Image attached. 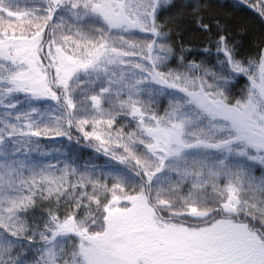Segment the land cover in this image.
<instances>
[{
    "label": "snow or ice",
    "instance_id": "obj_1",
    "mask_svg": "<svg viewBox=\"0 0 264 264\" xmlns=\"http://www.w3.org/2000/svg\"><path fill=\"white\" fill-rule=\"evenodd\" d=\"M215 6L0 0V264H264V39Z\"/></svg>",
    "mask_w": 264,
    "mask_h": 264
},
{
    "label": "trees",
    "instance_id": "obj_2",
    "mask_svg": "<svg viewBox=\"0 0 264 264\" xmlns=\"http://www.w3.org/2000/svg\"><path fill=\"white\" fill-rule=\"evenodd\" d=\"M234 2L235 1L231 0H213V3L216 6L212 9V11L215 14L229 16L246 27L248 30V35L245 37L246 47H251L254 42H258L259 40L264 39V20H262L255 11L247 7H243L239 10L234 9L233 7H231ZM220 5H223V7H221ZM188 38L192 40L193 44H199L200 40L202 39L199 33H195ZM245 87L246 82L243 78H241L236 87V92L239 93L240 90L244 89ZM56 145H59V142L51 144V146ZM67 146V141H64L62 147ZM72 151L78 155V163H83L85 160L89 159L91 157L90 154L93 153L92 151L88 149H82L81 146L77 145L72 146Z\"/></svg>",
    "mask_w": 264,
    "mask_h": 264
},
{
    "label": "rangeland",
    "instance_id": "obj_3",
    "mask_svg": "<svg viewBox=\"0 0 264 264\" xmlns=\"http://www.w3.org/2000/svg\"><path fill=\"white\" fill-rule=\"evenodd\" d=\"M221 1H226V0H221ZM231 1H235V0H231ZM244 80H245V82H246V86H247V84H248V81L246 80V78H243ZM55 142H59V141H50V140H48V139H42L41 140V147L42 148H44L46 151H50L51 150V148L53 147V146H51V144H53V143H55ZM91 155V157H94L95 156V153H92V154H90ZM98 164H103L105 161H104V159H103V157H100V158H98L97 159V161H96ZM257 175H259V172H257Z\"/></svg>",
    "mask_w": 264,
    "mask_h": 264
}]
</instances>
